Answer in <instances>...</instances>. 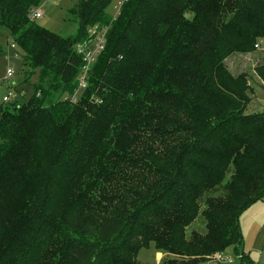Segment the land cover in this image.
I'll list each match as a JSON object with an SVG mask.
<instances>
[{
    "label": "trees",
    "instance_id": "1",
    "mask_svg": "<svg viewBox=\"0 0 264 264\" xmlns=\"http://www.w3.org/2000/svg\"><path fill=\"white\" fill-rule=\"evenodd\" d=\"M42 1L0 0L23 80L37 74L0 105V264H139L150 243L160 264L229 245L243 264L239 215L264 195V107L246 113V77L220 59L264 38V4L126 0L111 16V0H79L65 37L30 19ZM92 27L104 48L71 100ZM197 218L203 230L187 232Z\"/></svg>",
    "mask_w": 264,
    "mask_h": 264
},
{
    "label": "rangeland",
    "instance_id": "2",
    "mask_svg": "<svg viewBox=\"0 0 264 264\" xmlns=\"http://www.w3.org/2000/svg\"><path fill=\"white\" fill-rule=\"evenodd\" d=\"M79 0H43L37 7L41 16L35 22L44 28L61 36H71L75 33V24L69 20L68 10ZM119 0H111L106 6V12L115 16L119 10ZM264 4V0H257ZM189 16V13H186ZM6 30L0 29V45L3 53L0 55V105L9 102L20 103L22 98L17 93L21 90H29L37 74L32 75L27 81L23 80L24 67L18 50L10 47L6 41ZM242 41V40H241ZM241 41H238L241 43ZM7 42V44H6ZM237 43V41H236ZM235 44V43H234ZM220 64L225 70L234 76L244 74L246 83L250 87L248 91L249 101L246 105V113L258 112L264 107V38L257 37L251 47L244 50H229L220 59ZM10 65L14 69V75L4 80L5 69ZM14 84V86H9ZM17 92V93H16ZM8 96L9 102H3L2 97ZM26 98V94H25ZM239 227L242 235V253L246 257L243 260L252 264H264V195L255 201L239 215ZM203 230V222L197 218L188 228ZM221 260L210 262H198L196 264H240V255L233 246L229 245L218 253ZM217 254H214L215 256ZM139 264H160L157 260L156 250L150 243L141 248L136 257Z\"/></svg>",
    "mask_w": 264,
    "mask_h": 264
},
{
    "label": "built area",
    "instance_id": "3",
    "mask_svg": "<svg viewBox=\"0 0 264 264\" xmlns=\"http://www.w3.org/2000/svg\"><path fill=\"white\" fill-rule=\"evenodd\" d=\"M126 0H119L118 4H122ZM41 16V13L38 11L37 8L33 9L30 13V19L35 20ZM105 28L97 29L96 27H92L89 29L88 38L78 44L75 45L76 52L79 53L82 57V66L81 72L78 77V86L75 93L70 97L71 100H75L76 97L79 95V92L85 87L86 85V76L87 72L90 69L91 65L95 62L97 56L101 53L104 48L105 44ZM13 47V46H11ZM14 69L12 66H7L5 69V77L4 80L12 77L14 75ZM14 86V84H9V86ZM17 93V92H16ZM21 97L24 95V91L21 90L17 93ZM3 102H9L8 96L2 97ZM15 102V101H14ZM9 102V103H14ZM212 260L219 261L221 260L220 255L217 254L212 256Z\"/></svg>",
    "mask_w": 264,
    "mask_h": 264
},
{
    "label": "crops",
    "instance_id": "4",
    "mask_svg": "<svg viewBox=\"0 0 264 264\" xmlns=\"http://www.w3.org/2000/svg\"><path fill=\"white\" fill-rule=\"evenodd\" d=\"M8 66H10V65H8ZM164 255H165V253L156 251V257H157V260H158L159 258H162Z\"/></svg>",
    "mask_w": 264,
    "mask_h": 264
}]
</instances>
